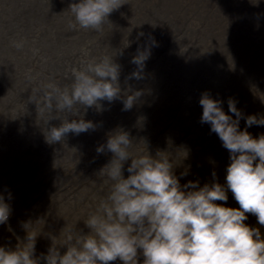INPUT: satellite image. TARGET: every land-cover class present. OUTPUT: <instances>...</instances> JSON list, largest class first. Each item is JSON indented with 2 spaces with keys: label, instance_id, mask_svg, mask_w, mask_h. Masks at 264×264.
<instances>
[{
  "label": "rangeland",
  "instance_id": "1",
  "mask_svg": "<svg viewBox=\"0 0 264 264\" xmlns=\"http://www.w3.org/2000/svg\"><path fill=\"white\" fill-rule=\"evenodd\" d=\"M71 2L73 0H40V2L38 0H0V8H2L0 9V29L4 28L3 25L6 26L3 24V19L6 17L12 19L8 26L13 32L27 25L29 15L36 21L32 26L29 25V30L35 27V37H29L28 41L31 49L28 55L33 56L30 57L32 60L28 63L32 66L26 67V63L24 64L29 56H26L25 61L22 62L23 57L20 58L13 48H3L4 39L0 38V69L2 68L0 79L3 80L7 75L18 76L25 87L28 85L25 90L29 88V93L33 92L31 85L35 83L32 80L35 79L36 74H39L41 78L42 74L45 75L43 82L53 79L59 83V80L63 79L60 73L66 70L69 72L73 67H79L89 61L88 56L84 54V49L88 45L90 48L92 46V52H89L92 53V60L105 55L112 56L113 61L119 65L120 80L126 78L133 80V83H125L126 87L129 88L131 85V92L139 91L140 93L130 111L124 112L125 109H123L122 113L125 115L135 113L140 105L151 101L152 96H157L155 100H152H157V104L165 103L166 110L161 111L166 115L158 112L159 115L149 116L148 124L145 127L141 125L136 131L138 136L144 140L146 135L153 133V129L157 130L152 144L148 146L146 141L140 140L141 142L135 146L140 144L143 146H130L133 153L147 152L149 148V153L155 155L160 148V150L169 149L168 151L174 152L178 146H184L189 149L187 160L198 164L207 161L209 172L226 166L229 163L228 150L222 146L221 142H217L216 133L212 135L213 131H210L209 123L201 122L202 105L199 104V98L204 90H208L214 98L222 100V107L226 112L228 111L227 97H233L237 101L236 106L243 113L264 115V0H259L257 4H253L251 0H120L123 4L108 14L111 20H106L107 24L104 23L100 31L74 25L72 13L68 9ZM253 2L255 3L256 0ZM22 4L26 13L21 11ZM34 8L36 10H33ZM26 14L25 22L22 16ZM13 15H16L15 18ZM40 28L44 30H39ZM57 30L65 34V38L62 35L60 40L64 45L63 50H54L50 45H46L47 48L43 47L45 44L38 45L37 37L44 36L51 40L54 37L52 31ZM84 33H87V38L82 39L80 35ZM104 37L108 41L107 44L104 45L105 42L97 44L98 40ZM153 39L156 41L155 44L152 43ZM218 39L222 42L221 44L218 43ZM82 41L84 45H81ZM128 41H131L130 49L125 46ZM102 45L107 48H101ZM96 46H100V50ZM145 47H150V56L151 54L153 56L144 62L142 69H139L136 64H132L131 57L136 55L137 48L144 49ZM11 50L17 56H13ZM63 52L66 55L63 56L64 64L59 68L53 67L51 64L54 63V59L60 57ZM231 57L235 63L234 70L229 67L232 65ZM127 59L131 66H127ZM45 66L48 68L43 71ZM30 68L33 69L29 70ZM10 69L13 71L11 72ZM134 70L140 73L138 79L142 78V83L145 82L144 89L137 90V76L132 75ZM51 72L58 76L52 78ZM156 77L157 84L153 81ZM71 78L72 76L66 77V79ZM39 85L40 83L37 82L36 87ZM119 88V94H122L120 85ZM163 91L168 92L163 93ZM170 92L173 93L169 98L167 94ZM10 104L16 105L15 100L13 104ZM122 107L123 104L119 106V109L121 110ZM82 110L83 118L88 119L89 113L85 111L84 106ZM100 115L101 121H93L95 128H89L78 134L72 131L65 133L61 140H57L59 146L55 151L59 152L44 153L40 166L32 165L30 168L26 164L19 165L18 157H9V159L12 157L11 160L16 166H12L13 162L10 165L6 162V166L15 175L12 181L9 180L10 177L3 179L7 186L0 187V192L5 193V199L11 205V213L7 222L0 224L1 240H4L8 234H12L8 238H13L15 245L19 247L25 242L26 235H31L33 229H29L40 223L43 213L52 215L58 211L66 212L71 217L65 220L63 227L66 228H63V233L67 230L78 231V229L84 232L89 231L83 222V217L95 208L99 198L108 190V186L103 183L98 171L112 156L111 151L106 148L103 152L96 153L91 148L94 147L93 144L105 143L104 139L107 140L108 134L119 126L125 125L127 129L131 127L127 116L123 117L119 113L107 115L101 110ZM154 115L158 117L156 116L157 119L153 122ZM231 115L235 116L234 113ZM53 122L52 126H59L61 123L58 120L57 122L53 120ZM239 125L241 128L245 127L243 117ZM248 131L256 135L264 132V126L253 124ZM143 132L147 134L143 135ZM132 133L130 132L134 136ZM205 135L216 138L214 140L216 146L214 144L212 146L211 142L207 143ZM200 137L206 142L204 140L197 142L196 139ZM195 140L197 143L194 142ZM8 149L10 151V148ZM36 149L41 151L39 146ZM223 153H226L225 159H222ZM57 158L63 164L53 166ZM210 159L212 162H209ZM128 163H130V158L124 165L125 176L128 175L126 170ZM34 168L39 169L36 173H29V171H34ZM42 175L47 176L42 177ZM208 177L204 182L212 181ZM216 177L221 179L223 175L218 174ZM184 182L181 181L182 184ZM8 191L12 194L11 199L7 196ZM26 222H29L30 228L26 227L24 230L22 225L26 226Z\"/></svg>",
  "mask_w": 264,
  "mask_h": 264
},
{
  "label": "clouds",
  "instance_id": "2",
  "mask_svg": "<svg viewBox=\"0 0 264 264\" xmlns=\"http://www.w3.org/2000/svg\"><path fill=\"white\" fill-rule=\"evenodd\" d=\"M121 4L120 0H73L68 9L74 25L100 31L108 14ZM13 43L22 48L24 41ZM149 56L150 47L138 48L131 59L142 69ZM229 67L235 68L233 58ZM118 75L119 65L105 55L73 67L70 84L41 82L34 90L37 96L30 100L50 112L49 119H61L59 126L47 130L46 140L95 128L93 121L83 118L80 107L86 111L87 106L96 105L99 110L100 99L117 97ZM132 75L139 78L140 73L134 70ZM139 94H128L123 108H131ZM199 104L201 122L209 123L210 131L229 152L224 182L216 179L213 169L211 182L200 184L197 178L182 184L180 177L191 167L184 165L187 147L178 146L174 152L158 149L155 155L148 149L133 153L128 131L118 127L96 148L97 152L106 148L112 156L98 171L108 190L83 219L89 231L67 230L62 238L61 232L49 235L48 250L40 254L45 264H109L117 259L123 264H264V234L258 226L264 225V132L253 135L248 131L253 124L264 125V115L243 113L233 97L227 98L226 112L222 100L208 90L201 93ZM241 117L244 128L239 125ZM181 165L183 170L177 175L175 170ZM229 191L238 206L218 203L229 199ZM7 196L11 199L10 191ZM10 213L11 205L0 192V224L7 222ZM249 213L255 215L256 224L246 222ZM37 235L27 234L19 247L0 246V264H40V257L33 255Z\"/></svg>",
  "mask_w": 264,
  "mask_h": 264
},
{
  "label": "bare ground",
  "instance_id": "3",
  "mask_svg": "<svg viewBox=\"0 0 264 264\" xmlns=\"http://www.w3.org/2000/svg\"><path fill=\"white\" fill-rule=\"evenodd\" d=\"M40 2V0H38ZM38 3V2H37ZM53 3V2H52ZM9 4V3H8ZM47 5V4H46ZM51 5V4H50ZM55 5V4H53ZM39 6V5H38ZM60 6V5H58ZM41 7V6H40ZM4 8V7H3ZM22 8L21 11L25 10L23 4H22ZM45 8V7H44ZM48 8V7H47ZM53 8V7H52ZM2 9V8H0ZM30 10V9H29ZM33 10H36L35 8ZM53 10V9H51ZM56 11V10H55ZM54 11V12H55ZM60 11V10H59ZM14 12V11H13ZM25 12V11H24ZM18 11L16 12V15H17ZM26 13V12H25ZM52 13V11H51ZM58 13V12H57ZM3 14V13H2ZM30 14V13H29ZM60 14V13H59ZM11 15V14H10ZM15 15V16H16ZM49 15V14H48ZM61 15V14H60ZM14 16V15H13ZM14 16V18H15ZM12 18V16H10ZM23 20L26 22L27 20V14L22 16ZM52 18V17H51ZM2 19V18H1ZM54 19V17H53ZM58 19V18H57ZM12 20V19H11ZM10 18L8 19L6 17V19H3L4 23L3 24H6L3 25L4 28L3 29H0V38L2 37L4 39V44H3V48L5 47L6 49H9L10 47L13 48L17 54L19 55L20 58H22V62L25 61V58L26 56H29L26 60V62H24L25 66H32L30 63H28L29 61H31L32 59L30 57H33L31 55H28L30 52H31V49L29 48L28 46V41H29V37H33L34 36V28L32 30H29V25L32 26L33 24H35V18H32V16L29 15L28 17V20H27V25L23 26L21 28V30H18L17 32H13L12 28H10L8 25L10 24L11 22ZM19 20V19H18ZM30 20V21H29ZM111 20V18L109 17L108 18V21ZM114 20V19H112ZM29 21V22H28ZM14 22V21H13ZM55 22V21H54ZM61 22V21H60ZM68 22V21H67ZM115 22V21H114ZM144 22V21H143ZM21 23V22H20ZM70 23V21H69ZM106 23V22H105ZM107 24V23H106ZM14 25V24H13ZM118 25V24H117ZM2 26V25H1ZM12 26V25H11ZM17 26V25H16ZM15 26V27H16ZM22 26V25H21ZM18 27V26H17ZM73 27V26H72ZM75 27V26H74ZM62 28V27H61ZM14 29V28H13ZM17 29V28H16ZM15 29V30H16ZM68 29V28H67ZM39 30H44V28H40ZM60 30V29H59ZM54 33V37H52L51 40H48V38L46 37H37V43L38 45L40 44H45L43 47H46V45H50V47H52V49L54 50H63V46L61 44V36L63 35L62 33H59L58 30L57 31H52ZM115 35V34H114ZM64 38H65V34L63 35ZM75 36V34L73 35ZM82 39L84 38H87V33H84L82 35ZM35 37V36H34ZM1 38V39H2ZM63 38V40H64ZM23 40L24 41V44H23V47L22 48H17L14 46V43L13 41H16V40ZM55 39V40H54ZM222 40V38H219ZM218 39V43H222L220 42V40ZM225 39V38H224ZM48 40V41H47ZM54 40V41H53ZM87 40V39H86ZM9 41V43L7 42ZM75 41V39H74ZM80 41V40H78ZM89 41V40H88ZM84 41L81 42V45H84L83 44ZM90 42V41H89ZM103 42H105L104 45L107 44L108 41H106V37H104L102 40H98V43L97 44H102ZM143 43V42H142ZM96 44V43H95ZM86 45V44H85ZM88 45V44H87ZM94 45V44H93ZM104 45L101 46V48L104 47ZM80 46V45H79ZM89 46V45H88ZM86 47L84 49V54L86 56H88L89 60H92L91 59V56H92V53H89V52H92L91 48L90 47ZM49 47V48H50ZM96 47H99V50H100V46H96ZM128 49H130V44L127 45ZM141 47V46H140ZM34 48H37V47H34ZM47 48V47H46ZM95 48V46H94ZM104 48H107V47H104ZM39 49V48H38ZM136 49V48H135ZM138 49V48H137ZM143 49V48H142ZM98 50V51H99ZM122 50V49H121ZM123 51V50H122ZM130 51V50H129ZM11 54L13 56H17L16 53L11 50ZM33 55V54H32ZM203 55V54H202ZM25 56V57H24ZM63 56H66L63 53L60 54V57H57L54 59V63H52L51 65L54 67V66H57L59 68V66H62L64 64L63 62ZM132 56V55H131ZM151 56H153L151 54ZM151 56H149L148 58L151 59ZM211 56V55H210ZM195 57V55H194ZM132 58V57H131ZM97 59V58H96ZM160 59V58H159ZM148 60V59H147ZM146 60V61H147ZM196 60V59H195ZM194 60V61H195ZM1 61V60H0ZM127 66H131L130 65V61L127 59ZM132 62V61H131ZM199 62V61H198ZM2 63V62H1ZM183 63V62H182ZM200 63V62H199ZM202 63V62H201ZM204 63V62H203ZM19 65V63H17ZM132 64H135V63H132ZM8 65V64H7ZM6 65V66H7ZM174 65V64H173ZM200 65V64H199ZM3 67V65H2ZM46 68H48V66H45L42 70L44 71ZM127 68V67H126ZM33 68H30L29 70H31ZM47 70V69H46ZM45 70V71H46ZM198 70V69H197ZM2 71V68L0 69V72ZM4 71L6 72L5 68H4ZM10 71L12 72L13 69H10ZM67 73V76L64 77V75ZM64 73H60V76L63 77L62 80H59V84L61 85H65V84H70L71 82V79H66V77H69L71 76V71H65ZM197 73V72H196ZM41 75V74H40ZM56 76H58V74H54L51 72V77L52 78H55ZM43 79H45V75L42 74V78L39 76V74H36L35 75V79H33L32 81H34L35 83L33 85H31V87L33 88V92H30V89L26 87H28V85H23L22 84V81H21V78H19L18 76H14V75H7L4 77L3 80L0 79V82H2L1 84H4V85H1L0 84V187H5L7 185H5V181H3V179H7L6 177H10L9 180L12 181L14 179V175L15 173L6 166V162L10 165V163H12L13 161L11 159H9L10 156H13V158H16L18 157V159H20V162H19V165H24L26 164L28 167L32 168L31 166L33 165H39L40 166V163H41V158H42V155L44 153H55V152H59V151H55L56 148L59 146L58 142L57 141H53V142H49L46 140V132L47 130L53 125V120L55 122H57V120L59 122H61V119L58 118V117H55V118H52V119H49L50 116L52 115L50 112H48L47 110H42L40 109L39 107L37 108L36 106V103L32 100H30V98H35L37 96V93L36 91H34L37 87H36V83H41L43 82ZM53 80V79H52ZM54 81V80H53ZM143 79L140 78L138 79L137 78V84H136V87L137 90L138 89H144V83H142ZM153 81L155 82V84H157L156 81L157 80V77L156 79H153ZM125 83H133V80L131 81V79H124V80H120L119 76H118V85H120L121 87V90H122V94H118L117 97L113 98L111 101L107 100V99H100L99 100V104H100V108L99 110L97 109L96 105H92V106H87V109H86V112L89 113V118L86 119V120H91V121H94V120H102L101 119V115H100V110L103 112V113H106L107 115H110V114H115V113H119V115L125 117L127 116L128 118V122H130V125L131 127L130 128H126L125 125H121L119 126V128H122L123 130H126L128 131V133L130 134V132H133L132 134L134 136H132L131 134V139L133 141V144L131 146H135L137 143L141 142L140 140H142V138H140L138 136V134L136 133V131H138L141 127V125H143L144 127L148 124L147 121H148V118L149 116L153 115V114H158V112H161V113H164L163 111L161 110H166L165 109V103L163 102H160L157 104V100L156 101H152V100H155V98H157V96H152L150 98H152L151 101H148L147 103L145 102V104H142L140 105V107L138 108V110L133 113V114H129L128 115H125L124 113H122L121 111L124 109L122 107V109L120 110L119 109V106H121L124 102V98L128 95V94H131L133 92H131V85L129 86V88L126 87V84ZM159 83V82H158ZM125 84V86L123 87V85ZM154 84V83H153ZM23 85V86H22ZM178 85V84H177ZM186 85V84H185ZM204 85V83H203ZM155 88H157L155 85H153ZM188 88V87H187ZM192 88V87H191ZM158 89V88H157ZM156 89V90H157ZM154 90V89H152ZM32 91V90H31ZM168 91H163V93H166ZM26 93H28L26 95ZM171 93L173 92H170V94H167V96L169 97L171 95ZM170 98V97H169ZM228 98V97H227ZM161 99V98H160ZM180 99V98H179ZM13 100H15V104L16 105H11L10 103L13 104ZM161 100H164L161 99ZM12 101V102H11ZM173 101V100H172ZM23 102V103H22ZM175 102V101H174ZM179 102V100H178ZM178 102H175V103H178ZM225 103V102H224ZM21 104V105H20ZM157 104V105H156ZM160 104V105H159ZM159 105V106H158ZM161 105H163L161 107ZM170 105V104H169ZM158 106V107H156ZM82 107H80V112H82ZM131 108H128V109H125L124 112H128L130 111ZM170 110V109H169ZM55 111V110H54ZM152 111V112H151ZM182 111V110H181ZM190 111V110H189ZM171 115H173V113L171 111H169ZM57 115H60L62 118H63V115L64 114H61V113H58ZM159 115V114H158ZM163 115V114H162ZM166 115V114H165ZM179 115V114H178ZM132 116V117H130ZM134 116V117H133ZM157 115H154L153 118H152V121L157 119L156 117ZM130 117V118H129ZM78 118V117H77ZM125 118V119H127ZM49 119V120H48ZM69 119H72V116H69ZM121 119V117H120ZM133 119V120H131ZM183 119V118H182ZM123 120V118L121 119ZM135 120V121H134ZM186 120V119H185ZM199 121V120H198ZM127 122V121H126ZM154 122V121H153ZM188 122V121H187ZM186 124V123H185ZM199 125V124H198ZM187 126V125H186ZM200 126V125H199ZM264 126V125H263ZM157 127V126H156ZM42 128V130H41ZM101 128V127H100ZM98 128V129H100ZM132 128V129H131ZM151 128V127H150ZM158 128V127H157ZM153 129V128H151ZM142 130V129H141ZM188 130V129H187ZM194 130V129H193ZM153 133L151 134H148L146 135L142 140L143 141H146L148 143V146L149 144L151 145L152 143V140H153V137L155 136L156 134V131L157 130H152ZM83 132V131H81ZM256 132V131H255ZM254 132V133H255ZM201 133V132H200ZM205 133V132H204ZM252 133V132H251ZM147 133L143 132V135H145ZM215 132L213 131L212 135H214ZM181 135V134H179ZM202 137V136H201ZM200 137V138H201ZM197 138V142H201L203 141L204 139L203 138ZM205 138L208 140L207 143H210L211 142V145L213 146V144L215 143L214 140H216V138H212V137H208L205 135ZM208 138H212L211 140L208 139ZM217 142H221V140L219 139V137H217ZM61 140V139H60ZM196 140L194 141L195 143ZM104 141L106 142V140L104 139ZM103 141V142H104ZM206 142V140H204ZM222 143V142H221ZM205 144V143H204ZM94 147L91 148V150H93L95 153L97 152L96 151V148L98 146V144H93ZM209 145V144H208ZM215 145V144H214ZM37 146L41 147V151H39L37 148ZM138 147L140 146H143V145H137ZM135 146V147H137ZM145 146V145H144ZM147 146V147H148ZM154 146V145H153ZM197 146V145H196ZM210 146V145H209ZM216 146V145H215ZM214 146V147H215ZM152 147V146H151ZM189 147V146H188ZM193 147V146H192ZM202 147V146H201ZM204 147V146H203ZM10 148V151L9 149ZM190 148V147H189ZM37 151H36V150ZM133 149V148H132ZM147 149V148H146ZM149 149V148H148ZM152 149V148H151ZM161 149V148H160ZM176 149V148H175ZM197 149V148H196ZM201 149V148H200ZM4 150V151H3ZM142 150V149H141ZM169 150V149H168ZM191 150V149H190ZM198 150V149H197ZM219 150V149H218ZM134 151V149H133ZM205 151V150H204ZM137 152V151H136ZM52 153V154H53ZM138 153V152H137ZM202 153V152H201ZM215 153V152H214ZM228 153V157H229V152ZM60 154V153H59ZM58 154V155H59ZM200 154V152L198 153ZM225 154L226 153H223V157L222 159H225ZM55 155V154H54ZM95 155V154H94ZM60 157V156H58ZM216 157V156H215ZM203 158V157H202ZM204 159V158H203ZM202 159V160H203ZM215 160V159H214ZM84 161V160H83ZM129 161V160H128ZM127 161V162H128ZM211 161V159L209 160V162ZM36 162V163H35ZM65 162V161H64ZM212 162V161H211ZM220 162V161H219ZM126 163V162H125ZM63 162L57 158V162H55V164L53 166H60L62 165ZM187 164H190L191 167L187 173V175L185 176H182L180 177V181H187L189 179H192V180H195V179H199L200 181V184H203L204 183V180L208 177L209 180H212L213 177L211 175V172H209V167H207V161H202V163L198 164L196 163L195 161H190V160H185L184 161V165H187ZM184 165H181L179 167L176 168V173L177 175H179L180 171L183 170V167ZM227 165V164H226ZM12 166H16L15 163L13 162V165ZM53 168V167H52ZM55 168V167H54ZM225 168L226 166H224L223 168H220V169H216V173L217 175L218 174H222L223 177L221 179H219L218 177H216V179L223 183L224 182V176H225ZM39 168H34V171H29V173H36L38 171ZM58 169V167L56 168ZM55 169V171H56ZM223 169V170H222ZM54 171V170H52ZM8 172V173H7ZM7 173V174H6ZM55 173V172H53ZM48 175V174H47ZM46 175V176H47ZM125 175V174H124ZM44 175H42V177H46ZM52 177V176H51ZM50 177V178H51ZM231 192L229 191L228 194H230ZM232 201V202H231ZM218 203H226V204H229V205H232V206H238V203L233 199L232 195H229V199L227 201H218ZM233 203V204H232ZM72 212V211H71ZM80 214V213H79ZM46 213V215L43 213V218L42 220H40V223L39 224H36L34 228H30L29 227V222H26V226L22 225V229L26 227H29L32 230V233L31 235H37L36 237V243H35V252H34V256L36 257H40V254L41 253H46L47 250H48V246L50 245L51 243V239H50V236L49 235H59V233L61 232V237L59 238H62L63 236V224H65V220H67V218H71L66 212L65 213H61L60 211L58 212H55L53 213L52 215H49ZM81 215V214H80ZM48 216V217H46ZM68 216V217H67ZM78 216V215H77ZM76 216V217H77ZM81 217V216H80ZM79 217V218H80ZM85 218V217H83ZM78 219V218H77ZM73 220V219H72ZM70 222V221H69ZM247 223H250V224H256V218H255V215L254 214H251L249 213V218L248 220L246 221ZM77 223V222H76ZM69 224V223H68ZM72 224V223H71ZM17 226V225H15ZM78 226V225H77ZM260 227V230H261V233L264 234V225H258ZM14 227V226H13ZM76 227V226H75ZM83 227V226H82ZM66 228V227H64ZM84 228V227H83ZM73 229V228H72ZM36 230V231H35ZM49 230V232H48ZM75 230V229H74ZM8 236H12V234H8ZM5 237L4 240H1L0 239V245L1 246H4L6 248H15L16 245H15V240L13 238H8ZM58 238V239H59ZM61 252H63L65 250V248L61 247ZM138 259L142 260L143 257L142 256H139ZM122 262V261H121ZM120 260L117 259L115 261H110L109 264H121ZM40 264H45V261L43 260L42 257H40Z\"/></svg>",
  "mask_w": 264,
  "mask_h": 264
}]
</instances>
